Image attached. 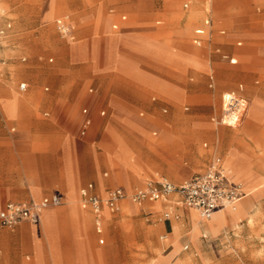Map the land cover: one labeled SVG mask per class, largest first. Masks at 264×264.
<instances>
[{
	"label": "rangeland",
	"instance_id": "1",
	"mask_svg": "<svg viewBox=\"0 0 264 264\" xmlns=\"http://www.w3.org/2000/svg\"><path fill=\"white\" fill-rule=\"evenodd\" d=\"M184 4L188 7L184 8ZM70 5L74 7L70 8ZM112 9L114 13H110ZM140 9L147 10L151 17L143 20L140 16H133L139 15ZM83 10H89L88 14L91 11L100 14L97 32L92 31L96 21L81 22ZM49 11L52 15L45 18ZM121 14L127 17L121 24L127 29L121 33L135 31L150 37L168 51L193 56L203 64V68L198 70L199 74H190L185 66L157 60L155 55L128 48L120 50L124 56L138 62L139 71L158 79L176 78L180 91L174 109L166 106L154 92L140 91L139 87L137 90L132 88L133 93L129 89L115 92L114 95L126 106L135 108V112L129 115L130 120L143 122L141 128L132 123L125 127L124 135L130 141L125 145L127 152H121L113 141L117 139L114 134L121 132L120 125H126L127 121L118 119L105 104L113 93L112 83L102 96H95L98 103L92 112L93 127L85 138L76 137L75 122L83 105L78 102V94L66 110L37 112V121L51 123L58 128L59 135L74 137L77 144L79 141L82 147L95 150L99 156L97 174L105 181V188L120 187L127 195L119 211L104 223L103 244L98 242L99 236L91 223V238L83 236V259L87 264H149L161 254L163 249L158 245L167 239L164 231L156 230L158 223L163 221L162 213L148 215L147 210H131L129 195L148 182L166 179L173 184H181L188 181L202 172L214 156L223 159L224 148L221 147L228 146L226 143L220 146V135L231 131L241 140L243 146L240 151L252 168L260 192L249 205L252 220L243 222L241 234L235 228L213 240L214 244L222 242L215 252L204 247L198 250L189 247L179 258L182 264H264V118L256 121L246 115L248 109L254 111L249 105L253 97L259 98L264 105V0H156L146 5L130 0H0V62H6L5 66L0 65V70L15 79L8 81L6 87L17 90L27 78L40 74L46 79L45 84L38 88V94L42 96L44 88L50 90L48 84L53 72L66 73L74 69L66 61L72 42H88L97 36L102 47L105 19L110 18L107 31L120 33L111 26ZM206 18L210 19L211 28L201 46L197 47L192 43L193 32ZM57 20H64L71 27L69 36L63 37L59 33ZM221 30H224L223 35ZM70 37L74 40L71 41ZM238 42L240 46H237ZM223 55L237 59V64L230 65L227 59L222 58ZM91 83L95 88V80L88 76L82 83L83 89ZM70 85H76L78 91V79ZM226 92H234L247 101V111L235 128L218 123L222 113V95ZM102 108L106 110L104 117L98 115ZM161 121L167 126L172 123L175 128L163 135L156 127ZM13 127L15 130L11 131ZM41 129L34 135H43L42 132L48 131L49 127L46 125ZM10 134L24 135L15 125H10L2 135ZM79 153L82 154L83 171L90 174L89 158L84 149H79ZM235 156V150L231 149L225 164L227 168L230 166L233 174L241 176L243 172L236 166ZM169 170L174 177L169 175ZM126 180L128 189L124 185ZM239 181L248 193L240 206L254 196L256 188L248 185L247 178ZM87 182L95 184L94 179L87 178L78 191ZM6 202L0 200V208ZM72 203L80 206V198L75 197L68 202ZM152 205L155 207L158 202ZM215 215L211 219L214 220ZM44 217V231L49 235ZM190 217L195 225L202 221L193 211ZM172 221H175L173 217ZM147 229H152V233L148 234ZM89 231L88 220L86 232ZM200 240L201 246L211 241L210 237H200ZM58 252L60 255L64 253L61 243Z\"/></svg>",
	"mask_w": 264,
	"mask_h": 264
},
{
	"label": "crops",
	"instance_id": "2",
	"mask_svg": "<svg viewBox=\"0 0 264 264\" xmlns=\"http://www.w3.org/2000/svg\"><path fill=\"white\" fill-rule=\"evenodd\" d=\"M130 1L146 5L152 4L156 0ZM73 7L74 5H70V8ZM187 7L188 4H184V8ZM88 11L83 10L84 15L81 22L96 21V25L92 27V31L97 32L100 28V25L97 26V19L100 14L92 11L91 14H88ZM193 11L197 12L194 9ZM110 13H114L113 9L110 10ZM139 13V15L136 13L137 15L133 14V16H140L143 20L151 17L145 9H140ZM51 15L52 13L49 11L44 17L48 18ZM126 20V15L121 14L119 20L112 24L111 28L119 32L126 30V27H121V24ZM109 22L110 18H106L103 27V29L106 28V31L102 47L97 36H93L88 42L84 41L78 44L72 42V47L66 61L74 69L72 71L69 69L66 73L53 72V77L48 84L50 90L48 87L44 88L42 96L38 94V88L45 84L46 79L40 74L30 76L26 79V82L20 83L18 89L15 90L6 87L8 81L13 82L15 80L13 76H6L0 70V131L2 132L0 134V194L2 195L0 200L7 201L0 208V212L5 209L8 203H41L56 192L61 197L60 205L46 208L43 211L46 214L44 213L45 217L43 214L42 220L44 217V222L47 224L46 228L50 231L49 235L45 234L41 218L38 225L21 222L14 228L0 227V264H87V261L82 256L84 249L83 236L91 238L92 223L95 233L99 236L98 242L103 244L104 223L112 219V216L119 211L124 201L120 202L116 211H110L106 208L102 210V227L99 231L94 226L96 215L91 208H83L76 203L68 204L75 197L81 198L80 193L82 189L86 188L89 184L93 186L92 193L98 197L100 195L106 196L107 192L114 188L106 189L105 181L97 174L99 156L96 155L95 150L82 147L79 141L77 144L74 137L59 135L58 128L53 124L37 121L36 114L38 111L47 110L54 113L66 110L68 105L73 102V98L78 94V102H82L83 105L75 122V126H77L76 137L78 139L85 138L93 127L92 112L96 109L98 103L95 96L97 94L98 96H102L106 88L112 83L110 88L113 93H111L112 95L109 96L105 104L118 119L127 121L126 125H120L121 132L118 135L114 134L117 139H113V141L121 152H127L125 145L130 144V141L124 135L125 127L132 123L139 125L141 128L143 122L130 120L129 115L135 112V108L126 106L114 95L115 92L129 89L133 93L135 89L139 88L140 91L142 89L144 92H154L162 101L164 100L163 102L166 106L174 109L180 91L176 78H153L147 73L139 71L137 67L138 62L124 56L120 50L128 48L144 54L155 55L157 60L185 66L190 74H199L198 70L203 68V64L193 56H184L168 51L164 45L138 32L110 33L107 31ZM210 28V19L206 18L203 24L194 30L192 43L200 47L204 41L206 32ZM197 30H203V33L196 34ZM220 34L223 35L224 30H221ZM70 38L71 41L74 40L73 37ZM196 41L200 43L197 44ZM240 45L241 43L238 42L237 46ZM222 58L227 59L230 65L237 64V59L233 57L223 55ZM49 61L51 62L52 60L50 59ZM5 63L0 62V65L3 67ZM88 76L95 80V88L91 83L86 89H83L82 83ZM77 79L78 91L76 85L74 87L70 85L71 82ZM130 82H135V84ZM21 84L25 85L23 89L20 88ZM241 88L242 86H239V89ZM226 94H233L236 97L244 99L234 92H226L222 95V100ZM249 105L254 111L248 109L246 113L248 118L256 121L262 120L264 118V105L261 100L253 97ZM84 111L86 112L84 113ZM163 112H166V110ZM105 114L106 110L103 108L98 111L100 117H104ZM255 114L258 115V118ZM45 116H47V113ZM10 125H15L17 129H20V133L24 135H2L8 130ZM46 125L49 127L48 131L42 132L43 135H34L36 132L42 130L41 128L46 127ZM156 127L161 130L163 135L169 134L175 128L172 123L167 126V123L162 121L156 124ZM235 127L233 126L232 128ZM14 130L15 128L13 127L11 131ZM220 138V146L222 143H226L228 146L221 147L224 148L223 159L219 156H214L205 169L197 174L205 172L212 161L215 158H219L228 178L234 179H230L232 182L237 183L240 179L247 178L248 185L250 187L255 186L254 196L241 204L236 211L219 210L214 220L211 218L202 220L197 225L191 220V209L183 207L176 195H172L165 200L145 201L141 204L130 202L132 206H130L131 210H136L137 208H140L142 211L147 210L148 215L162 213L163 221L158 223L156 230L164 231L167 239L164 244L160 243L158 245L163 250L161 254L152 259V261H156L155 264H182L179 256L185 253L189 247H193L194 250L204 247L207 250L210 249L209 251L211 252H215L217 245L222 244V242L214 244L213 240L215 241L218 237L224 236L228 231H232L235 228H238L237 232L241 234L244 229L243 222L245 220H252V215L249 213V205L260 195L252 168L247 163L244 154L240 151L243 146L241 140L234 133L231 131L222 132ZM204 147H206V144H204ZM79 149H84L86 156L89 158L90 174H87L82 169V154L79 153ZM231 149L235 150L236 156L234 157V162L243 172L241 176H237L232 172V175H230L226 169L225 158ZM228 168L230 169V166ZM87 178L94 179L95 184L87 182L78 191L79 186ZM124 185L128 189L126 187L128 185L127 180L124 181ZM245 197L246 192L243 198ZM156 202H158V205L154 207L152 204ZM165 212L169 213V218H164ZM172 217L175 221H172ZM87 218L90 224L89 232H86L85 229ZM152 231V229H147L146 232L151 234ZM200 237L204 239L210 237L211 241L201 246ZM60 243L64 250L63 256L58 252V245Z\"/></svg>",
	"mask_w": 264,
	"mask_h": 264
},
{
	"label": "built area",
	"instance_id": "3",
	"mask_svg": "<svg viewBox=\"0 0 264 264\" xmlns=\"http://www.w3.org/2000/svg\"><path fill=\"white\" fill-rule=\"evenodd\" d=\"M59 33L67 37L70 29L64 20L57 21ZM203 30H197L196 34H202ZM199 44V41H196ZM24 84L20 85L23 89ZM246 109V101L233 94L223 96L222 115L219 123L233 127L241 121ZM86 111H84L85 113ZM93 186L87 185L80 193V205L83 208H91L96 215L94 226L99 231L102 227L101 212L104 208L116 211L121 201L127 195L121 188H114L107 192L104 198L92 193ZM176 195L179 203L187 208L198 212L202 219L208 220L219 210L233 207L245 195L241 184L232 182L221 160L215 158L207 170L201 174L191 177L188 181L176 185L166 179L158 182H148L144 186L136 188L128 197L134 204H141L145 201L165 200ZM61 204L59 193H54L50 198L44 199L41 203H8L0 212V227L14 228L21 222H28L33 225L40 223L42 212L49 207ZM164 218H169V213H164Z\"/></svg>",
	"mask_w": 264,
	"mask_h": 264
},
{
	"label": "bare ground",
	"instance_id": "4",
	"mask_svg": "<svg viewBox=\"0 0 264 264\" xmlns=\"http://www.w3.org/2000/svg\"><path fill=\"white\" fill-rule=\"evenodd\" d=\"M247 111V104H246V109H245V112ZM244 112V113H245ZM133 127H138V126H133ZM181 169V168H180ZM227 170H228V173H230V175H232L231 174V171H230V169L229 168H226ZM170 171V170H169ZM169 175L171 176V177H174V173L172 172V171H170L169 172ZM229 175V176H230ZM230 179H233V178H230ZM234 180V179H233ZM237 183H239V184H241L243 187H244V185L240 182V181H238ZM244 189H245V187H244ZM248 196V193L246 192V197ZM245 197V198H246ZM244 200V198L243 199H241L238 203H236L233 207H227V208H225V209H222V210H220V211H230V212H234V211H236L237 210V208H238V206H239V204L242 202ZM78 202H79V200H78ZM124 208H126V206H125V204H124ZM191 211H193V212H195L198 216H199V214H198V212L197 211H195V210H193V209H191ZM216 213H218V212H216ZM216 213H214V214H216ZM43 214H44V212H42V214H41V220H42V216H43ZM200 217V216H199ZM200 219H202L201 217H200ZM203 220V219H202ZM88 227V220H87V222H86V226H85V229Z\"/></svg>",
	"mask_w": 264,
	"mask_h": 264
}]
</instances>
